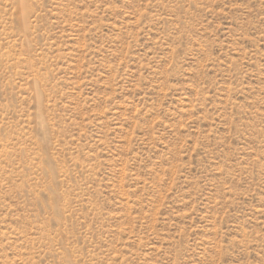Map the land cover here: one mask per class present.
I'll use <instances>...</instances> for the list:
<instances>
[{"label": "rangeland", "instance_id": "rangeland-1", "mask_svg": "<svg viewBox=\"0 0 264 264\" xmlns=\"http://www.w3.org/2000/svg\"><path fill=\"white\" fill-rule=\"evenodd\" d=\"M0 264H264V0H0Z\"/></svg>", "mask_w": 264, "mask_h": 264}]
</instances>
